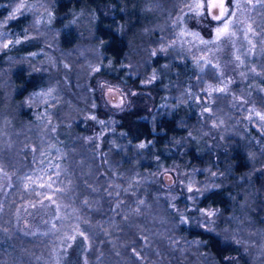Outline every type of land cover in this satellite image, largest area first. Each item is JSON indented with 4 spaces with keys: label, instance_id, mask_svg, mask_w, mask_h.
<instances>
[{
    "label": "rangeland",
    "instance_id": "obj_1",
    "mask_svg": "<svg viewBox=\"0 0 264 264\" xmlns=\"http://www.w3.org/2000/svg\"><path fill=\"white\" fill-rule=\"evenodd\" d=\"M59 1L17 0L0 9V53L40 40L22 62L49 73L47 84L27 97L29 121L21 125L12 117V89L6 73L0 72V264H82L77 254L70 256L71 249L85 250L93 224L78 203L75 171L94 175V155L88 149L101 147L103 124L108 125L102 113L135 108L149 114L159 109L175 113L183 106L188 132L173 141V149L197 145L196 153H211L210 162L182 163L179 157L165 162L155 156L153 165L135 173V180L129 178L124 187L116 175L103 181L113 208L112 230L118 228L119 210L124 228L133 225L147 236L140 248L145 256L155 244L161 250L153 260L177 264L174 259H182L183 246L177 245L176 255L162 247V229L175 224L165 209L174 219L195 212L201 222L215 223L217 211L197 209L196 204L202 192L229 183L228 151L249 155V169L237 180L248 181L247 176L264 167V0H130V8L124 2L120 10L125 20L130 21L135 10L139 25L133 53L116 66L97 47L94 10L70 12L64 27L77 30L79 43L59 45L54 25ZM21 16L27 17L24 28L9 26ZM159 54V63L151 64ZM11 58L10 52L4 62ZM209 68L214 73L202 78ZM73 121L85 131L83 144L77 143ZM149 183L161 207L146 196ZM257 207L264 211L263 202ZM256 235L252 232L253 245L264 244ZM129 255L135 254L130 250ZM254 255L264 260V254ZM115 262L120 264L110 257V264Z\"/></svg>",
    "mask_w": 264,
    "mask_h": 264
},
{
    "label": "trees",
    "instance_id": "obj_2",
    "mask_svg": "<svg viewBox=\"0 0 264 264\" xmlns=\"http://www.w3.org/2000/svg\"><path fill=\"white\" fill-rule=\"evenodd\" d=\"M15 1L17 0H0V9L8 7ZM124 2L129 4L127 6L130 8V0L59 1L54 10L56 15L54 25L57 27L59 45L64 48H71L79 43L77 30L73 27L65 28L64 25L70 12L85 7L97 13L94 34L100 38V43L96 44L101 54L111 58L114 65H119L124 58L133 53L131 48L132 44L134 45L136 42L135 29L139 25L137 17L134 15L135 10H131V20H125L120 10ZM22 17L12 21L9 26L24 28L26 25L24 21L27 17ZM39 41L31 42L29 40L15 46L14 50H3L0 53V72L6 73L5 82L8 84L9 89H12L11 108L15 111V113H12V117L16 124L28 123L29 120L25 115L30 106L26 107V99L36 89L47 84L46 74H49L48 71H44V68L33 69L22 62L29 52L39 47ZM10 52L12 58L7 62L10 64H7L4 62V57L8 56ZM160 57L159 54L158 57L152 59L151 64L159 63ZM131 69H136V66L134 65ZM124 70L125 68L123 70L117 69V72L120 73ZM209 72L214 73L213 69L209 68L202 78L207 77ZM213 73H210V75L213 76ZM202 78L199 77L200 80ZM102 114L108 125L103 124L105 131L101 147L98 151L88 149L94 155L92 156V163L95 168L94 175L91 178L79 172L80 169L75 171V177L78 176L76 182L79 194L77 196V199L79 198L78 203L90 215V224H93V231L86 239L84 252L72 248L70 256L75 257L77 254L81 258L82 264L84 261H86V264H110V257H114L115 260L118 259L120 264H158L153 259H155L154 255L161 248L152 244L151 251L145 256L140 248L144 246V242L147 243V236L138 234L133 225L124 228L125 222L120 221L119 210L115 216L118 228L112 230L115 225L109 224L111 223L109 215L113 208L109 204L110 196L103 187V181L109 175H116L122 187H124L126 180H130L129 178L135 173L136 175L144 173L149 164L153 165L155 156H158L159 160H165V162L173 157H179L182 163L188 160L194 164L199 162L201 165L203 159L210 162L212 155L209 152L196 153L193 149L197 148V145L193 149L188 148L192 144L186 145V147L178 146L177 149H173V141L184 138L188 132L184 126V121L188 117V110L183 106H180L175 113L159 109L149 114L135 108L120 112L106 111ZM77 123L73 121L71 129L78 137L77 143L83 144L85 142V135L83 134L85 131L83 133L79 131ZM63 125H59V127ZM86 128H88V125L83 129ZM228 153V158L232 161L225 179L229 183L225 184L223 182L212 190L202 192L199 202L196 204L197 209H215L217 211L215 223L201 222L196 218L197 214L195 212H190V215L183 220L174 219L171 210L169 208L165 209L169 221L173 220L172 223L175 224H169L165 229H162L164 230V236L160 241L163 249L171 250L166 252L170 255H176L174 250L177 249V245L183 246V262L182 259L175 258L177 264H264V260H258L257 256L254 255L257 253L264 254V244L257 243L262 246L260 247L261 250H258V245L254 246L251 241V239L253 240L252 232L257 234L256 238L260 242L264 240V211H260L257 207L262 202L264 204V167L262 166L252 177L248 178L247 176L248 181L237 180L249 169V155L244 150L241 152L230 150ZM149 187L150 190L146 196L154 198V200L151 199V203L161 207L162 204L158 205V201L155 199L158 196L155 193L154 184L149 183ZM254 188L259 194L257 191V194L255 193ZM132 212L136 216L137 212ZM137 218L143 220L141 217ZM136 222L139 223V221ZM108 228L110 231H106ZM2 231L3 229H0V233ZM110 236L115 237V242ZM168 237H171L170 240ZM175 237H178V241L172 239ZM157 239L159 240V236ZM154 247L158 249L155 250ZM130 250L137 257L144 260L143 263L135 255H132L131 258L130 255L126 257L125 254H130ZM82 258L86 260H82Z\"/></svg>",
    "mask_w": 264,
    "mask_h": 264
}]
</instances>
